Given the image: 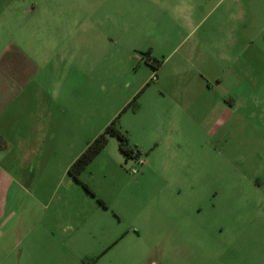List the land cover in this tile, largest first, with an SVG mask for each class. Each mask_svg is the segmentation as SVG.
<instances>
[{"label":"rangeland","instance_id":"rangeland-1","mask_svg":"<svg viewBox=\"0 0 264 264\" xmlns=\"http://www.w3.org/2000/svg\"><path fill=\"white\" fill-rule=\"evenodd\" d=\"M63 3L36 12L59 105L46 136L32 125L0 264H264V0ZM245 63L249 91L210 103L215 75ZM142 84L118 124L144 164L110 138L80 176L93 197L68 170Z\"/></svg>","mask_w":264,"mask_h":264},{"label":"crops","instance_id":"crops-1","mask_svg":"<svg viewBox=\"0 0 264 264\" xmlns=\"http://www.w3.org/2000/svg\"><path fill=\"white\" fill-rule=\"evenodd\" d=\"M57 1L0 0V239L5 234L10 235L14 232L9 222L14 216L13 202L16 188L19 187L15 172L26 165V161L35 150L30 146L32 125L39 139L46 136L48 124L51 120L55 121L53 114L59 105L55 97L51 100V109L47 107L48 101L43 92V85L46 82L44 69L34 63L37 61L39 64H45L53 55L48 51L52 48L47 45L45 47L43 43L47 33L44 37L33 30L41 27L38 21L43 22L36 12L57 11L56 6L60 4L64 6L63 0ZM27 2L30 4L29 7L26 6ZM32 2H34L33 6H31ZM56 20L57 15L53 17V22ZM21 30L22 34H20ZM55 50L56 48L53 52ZM220 60H224L223 55ZM246 64L248 63H245L244 67L237 64L235 69H221L215 75V87L220 90V96L212 97L210 103H223L228 98L235 102L241 100L245 92L249 91L245 78L250 74L249 72H253ZM200 74L206 78L204 73ZM144 84L136 87L127 102H131L137 95L139 99L141 98L146 88ZM211 86L210 81H205L204 88L211 91ZM178 87H181L184 93L185 85ZM182 96L183 94L180 95ZM164 99L160 95L154 100L151 109L155 112L154 116L162 109ZM184 102L183 97L174 104L182 113L185 112L182 105ZM143 105L142 102V107Z\"/></svg>","mask_w":264,"mask_h":264},{"label":"trees","instance_id":"trees-1","mask_svg":"<svg viewBox=\"0 0 264 264\" xmlns=\"http://www.w3.org/2000/svg\"><path fill=\"white\" fill-rule=\"evenodd\" d=\"M149 85V84H148ZM139 95H137L120 113V115L115 118L110 125L97 136V138L88 145L87 149L80 155V157L71 165L68 170L70 177L77 183L83 185L86 191L95 197V194L90 190V188L81 181L80 176L82 172L90 165V163L101 153L108 145L109 139L114 137L117 139L118 148L124 157L128 159L142 157L141 152L137 148H132L129 144V139L126 132L122 131L118 122L121 114L129 110L130 108L134 111L138 110L139 107ZM100 204L104 207L106 205L102 200H99Z\"/></svg>","mask_w":264,"mask_h":264},{"label":"built area","instance_id":"built-area-1","mask_svg":"<svg viewBox=\"0 0 264 264\" xmlns=\"http://www.w3.org/2000/svg\"><path fill=\"white\" fill-rule=\"evenodd\" d=\"M131 160H135L139 165H143L144 164V161H143V158L142 157H138V158H132ZM138 172V170H133L132 173L133 174H136Z\"/></svg>","mask_w":264,"mask_h":264}]
</instances>
